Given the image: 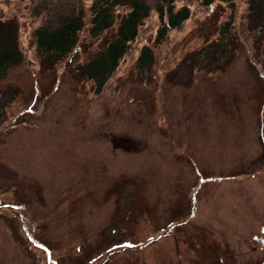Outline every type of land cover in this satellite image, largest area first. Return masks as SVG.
Instances as JSON below:
<instances>
[{
	"label": "rangeland",
	"instance_id": "1",
	"mask_svg": "<svg viewBox=\"0 0 264 264\" xmlns=\"http://www.w3.org/2000/svg\"><path fill=\"white\" fill-rule=\"evenodd\" d=\"M247 3L216 2L164 63L125 58L101 91L73 71L104 40L88 31L74 60L34 49L8 69L0 264H264V25Z\"/></svg>",
	"mask_w": 264,
	"mask_h": 264
},
{
	"label": "trees",
	"instance_id": "2",
	"mask_svg": "<svg viewBox=\"0 0 264 264\" xmlns=\"http://www.w3.org/2000/svg\"><path fill=\"white\" fill-rule=\"evenodd\" d=\"M0 1L7 4L0 7V78L14 65L36 63L34 49L42 64H56L65 57L74 60L82 33L88 31L91 38L104 36V40L73 71L96 80L100 91L125 58L135 59L139 72L146 73L159 51L160 64L165 62L175 32L189 20L216 2L235 5V0ZM247 9L248 24L258 30L264 25V0H248Z\"/></svg>",
	"mask_w": 264,
	"mask_h": 264
}]
</instances>
